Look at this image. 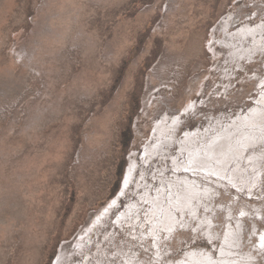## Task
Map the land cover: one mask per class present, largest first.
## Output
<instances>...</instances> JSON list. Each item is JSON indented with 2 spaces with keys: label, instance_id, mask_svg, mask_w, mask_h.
Returning a JSON list of instances; mask_svg holds the SVG:
<instances>
[{
  "label": "rangeland",
  "instance_id": "374dc122",
  "mask_svg": "<svg viewBox=\"0 0 264 264\" xmlns=\"http://www.w3.org/2000/svg\"><path fill=\"white\" fill-rule=\"evenodd\" d=\"M263 81L264 0H0V264H264V156L206 222L157 236L141 199L173 174L158 123L214 133Z\"/></svg>",
  "mask_w": 264,
  "mask_h": 264
},
{
  "label": "bare ground",
  "instance_id": "6f19581e",
  "mask_svg": "<svg viewBox=\"0 0 264 264\" xmlns=\"http://www.w3.org/2000/svg\"><path fill=\"white\" fill-rule=\"evenodd\" d=\"M254 32L256 30L247 26L240 28L237 33L245 36ZM178 119V117L174 118L172 125H170L171 120L166 118L158 123L156 139L148 145L146 151V155L150 154L149 159L165 156V158L170 157L173 162L172 178L162 177V188L155 194L146 192L141 198L144 204L148 203L147 220L151 222L152 231L156 230L157 236L158 231L160 234L158 229L164 228L169 233L175 228V222L176 224L180 222L181 217L177 214L178 211L182 217L186 216L181 225L186 223L189 214L197 217L199 223L206 222L201 219L199 208L208 210L212 205L208 200L218 193L213 184L227 188L223 181H228L234 187L241 189L242 183L250 182L256 177L257 173L252 174L251 171H255L264 156L261 153V148H264L262 145L264 144V88L255 108H252L248 114L243 113L238 116V120L233 125L222 126L214 133L210 130L206 133L189 130L182 138H178L175 134L181 123ZM173 145H177L180 149L178 153L171 150ZM135 166L136 162H132L125 185L130 182ZM195 201L197 203H194ZM137 207H140L139 203L131 206L129 212H133ZM106 211L104 210V213ZM98 221L97 225H99ZM212 257L210 253L201 254L198 250H194L189 252L179 264H234V260L225 257L219 261H214ZM131 260L127 258V263Z\"/></svg>",
  "mask_w": 264,
  "mask_h": 264
}]
</instances>
